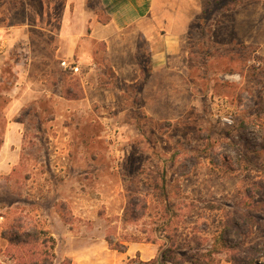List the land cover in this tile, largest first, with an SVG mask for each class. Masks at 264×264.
Listing matches in <instances>:
<instances>
[{
  "label": "rangeland",
  "instance_id": "obj_1",
  "mask_svg": "<svg viewBox=\"0 0 264 264\" xmlns=\"http://www.w3.org/2000/svg\"><path fill=\"white\" fill-rule=\"evenodd\" d=\"M97 4L90 1L100 16ZM200 5L178 79L142 88V75V83L124 87L108 71L97 74L90 100L81 101L79 75L56 63L46 82L51 97L44 94L8 118L16 74L3 65V39L12 33L15 49L48 58L63 0H0V147L11 123L19 124L22 137L19 164L0 177V231L22 223L30 234L36 227L109 237L113 244L148 238L157 253L164 239L154 228L167 197L176 216L170 235L190 252L198 242L206 249L236 214L256 220L240 222L248 235L231 231L229 241L241 240L243 248L264 242V0ZM133 202L147 204L140 220L130 217ZM38 249L39 264L50 261L49 244V257ZM4 254L30 264L27 251ZM257 258L264 261V249ZM128 264L141 263L136 257ZM221 264H228L224 257Z\"/></svg>",
  "mask_w": 264,
  "mask_h": 264
},
{
  "label": "crops",
  "instance_id": "obj_2",
  "mask_svg": "<svg viewBox=\"0 0 264 264\" xmlns=\"http://www.w3.org/2000/svg\"><path fill=\"white\" fill-rule=\"evenodd\" d=\"M90 1L63 0L59 29L54 34L55 47H49L51 53H48V58L31 49H15L12 46L16 41L13 34H6L7 39H3V65L10 64L16 74V83L11 90L17 96L13 97L8 107V118L16 115L26 103L36 101L44 94L51 97L46 82H50L56 63L64 70L71 66L79 75L85 90L81 101L90 100L88 92L93 89L97 74L105 76V72L109 71L121 86L144 82V88L149 82H161L163 77L178 79L179 74L175 72L186 69L185 38L191 26L201 19L200 0H97L102 17ZM22 36L27 40V34ZM15 52L17 57L13 59ZM142 75L145 80L141 82ZM53 96L56 97L55 94ZM19 129V124H9L0 147V177L4 179L20 162L22 137ZM19 226L17 228L21 231H30V228L25 227L24 230ZM64 227L70 232V225ZM11 229L13 226L0 231V244H3L0 264L16 262L15 258L4 254L6 250L16 252L19 249L2 235ZM31 229L40 231L36 227ZM41 231L55 241L53 264L64 261L70 264H128L136 257L140 263H146L157 256L146 243H124L125 252L119 253L111 250L105 239Z\"/></svg>",
  "mask_w": 264,
  "mask_h": 264
},
{
  "label": "trees",
  "instance_id": "obj_3",
  "mask_svg": "<svg viewBox=\"0 0 264 264\" xmlns=\"http://www.w3.org/2000/svg\"><path fill=\"white\" fill-rule=\"evenodd\" d=\"M162 188H165V185L162 184ZM163 212L159 215L158 221L155 223L154 232L158 233V237L164 239V243L158 246L157 256L149 262L141 264H221L222 257L224 261L228 264H264V261L259 260L257 255L260 253L261 249H264V242H258L254 246H249L248 248H243L241 240L231 243L228 239V232H233L235 235L246 236L248 235L247 230H241L243 227L240 222H243L245 225L246 222L255 221L256 217L253 214H236L232 217H227L225 224L219 229V231L213 236L211 243L204 250H199L203 243L198 242L196 244V252H190V246L184 247L178 244L173 236H171L172 227L174 223L173 207L174 203H170L169 199L166 197L162 201ZM135 207V208H134ZM139 207V210L136 208ZM130 217L136 220H140L144 216V212L148 209L146 203H131ZM128 218H125L124 221L128 222ZM20 225V226H19ZM24 227L22 223H16L13 226V229L7 232H3V237H6L13 246L19 248L17 253L21 257L22 251L29 252L30 264H39V261L36 257L40 254L42 248V254L45 257H49V252L45 249V245L49 244V250L52 251L50 261H42L40 264H53V250L55 247V241L52 237L49 236L48 240L42 239L41 236L47 235L46 232L34 230V233L30 234L26 231H21L17 227ZM147 233V231H145ZM109 248L115 250L119 253H124L126 245L122 242L121 244H113L109 237H105ZM136 242V241H131ZM146 244H156L155 241H152L148 238L144 239ZM36 248V250H35ZM28 254V255H29ZM32 259V260H31ZM67 264H70L69 261H66Z\"/></svg>",
  "mask_w": 264,
  "mask_h": 264
}]
</instances>
